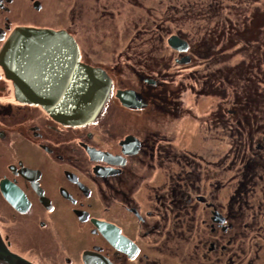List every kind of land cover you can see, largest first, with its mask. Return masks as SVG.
<instances>
[{
	"label": "flooded vegetation",
	"instance_id": "obj_1",
	"mask_svg": "<svg viewBox=\"0 0 264 264\" xmlns=\"http://www.w3.org/2000/svg\"><path fill=\"white\" fill-rule=\"evenodd\" d=\"M28 1L0 0V49L17 27L64 30L81 62L107 72L112 90L94 122L66 125L18 102L0 67V92L11 84L13 99L0 96V264H264V123L243 104L228 110L235 126L223 127L231 140L224 151L203 145L205 136L194 146L193 133L180 149L158 123L182 111L178 92L196 65L191 41L142 27L136 36L168 35V46L176 36L185 49L172 47L177 54L166 59L150 48L135 57L126 47L114 64L94 62L75 30L39 23L35 12L45 4ZM97 44L90 33V47ZM178 62L186 72L172 69ZM119 90L138 95L121 98ZM155 116L153 128L143 122Z\"/></svg>",
	"mask_w": 264,
	"mask_h": 264
},
{
	"label": "rangeland",
	"instance_id": "obj_2",
	"mask_svg": "<svg viewBox=\"0 0 264 264\" xmlns=\"http://www.w3.org/2000/svg\"><path fill=\"white\" fill-rule=\"evenodd\" d=\"M20 1L30 4L28 0ZM41 1L45 7L39 12L35 10L38 22L54 28L71 27L86 49L85 56L89 54L94 62L102 60L114 64L112 58H117L116 54L126 47L135 57L141 48L155 50L166 59L170 53L176 56L177 52H172V46L166 43L168 35L163 33L164 42L157 41L151 32L136 36L142 27L161 34L172 29L191 41L196 65L192 79L183 77L188 88L183 86L178 92L182 111L176 118L158 116L162 118L158 123H163L162 128L166 127L175 136L174 143L180 149L189 145L188 138L193 133L194 146L195 141L199 144L195 137L202 141L201 136H205L203 145L226 150L231 140L223 127L235 126L230 124L234 117L227 112L239 110L242 104L245 105L241 109L243 113L257 116V124L264 123V0ZM210 3L212 8H207ZM168 5L176 7L175 13L165 11ZM10 19L15 24L20 16L12 13ZM90 33L98 41L94 47H90ZM180 39L174 42L176 46L181 44ZM205 47L211 48L209 55H203ZM114 49L116 52L111 56ZM195 49L199 53H195ZM224 49L225 53L220 54ZM176 64L173 70L186 68L184 63ZM180 80L178 77L175 81ZM177 86L171 84L173 89ZM202 87H206L204 92H200ZM0 96L9 98L2 99L3 102L13 100L11 84L5 86ZM224 112L227 115L223 116ZM154 118L156 116L143 118V122L153 128ZM198 149L200 152L208 150L203 146ZM223 174L226 177L230 172Z\"/></svg>",
	"mask_w": 264,
	"mask_h": 264
},
{
	"label": "water",
	"instance_id": "obj_3",
	"mask_svg": "<svg viewBox=\"0 0 264 264\" xmlns=\"http://www.w3.org/2000/svg\"><path fill=\"white\" fill-rule=\"evenodd\" d=\"M174 37L169 39V44L184 50L185 46H176ZM72 39L64 30L17 27L0 49V66L5 77L12 81L17 101L39 105L54 119L80 126L94 121L103 111L112 81L102 68L79 60ZM56 53L60 60L54 63L47 59ZM116 95L136 97L138 94L119 90ZM120 100L128 105L127 99Z\"/></svg>",
	"mask_w": 264,
	"mask_h": 264
},
{
	"label": "bare ground",
	"instance_id": "obj_4",
	"mask_svg": "<svg viewBox=\"0 0 264 264\" xmlns=\"http://www.w3.org/2000/svg\"><path fill=\"white\" fill-rule=\"evenodd\" d=\"M56 31H59V30H56ZM7 41V40H6ZM45 48V47H44ZM42 52V49H40V51H39V53H41ZM55 59H58L57 57H53V58H51V59H48V60H51L52 62H56V60ZM100 68V67H99ZM104 70V69H103ZM105 71V70H104ZM106 72V71H105ZM13 261V260H12Z\"/></svg>",
	"mask_w": 264,
	"mask_h": 264
},
{
	"label": "clouds",
	"instance_id": "obj_5",
	"mask_svg": "<svg viewBox=\"0 0 264 264\" xmlns=\"http://www.w3.org/2000/svg\"><path fill=\"white\" fill-rule=\"evenodd\" d=\"M71 37H72V36H71ZM72 38H73V37H72ZM72 40L74 41V38H73ZM74 42H75V41H74ZM76 47H77V46H76ZM175 49H176V48H175ZM177 50H178V49H177ZM181 51H183V50H181ZM0 67H1V66H0ZM3 72H4V71H3ZM106 73H107V72H106ZM4 77H5V75H4ZM109 77H110V76H109ZM5 78H6V77H5ZM6 79H8V78H6ZM9 80H10V79H9ZM111 81H112V79H111ZM11 82H12V81H11ZM111 90H112V88H111ZM110 94H111V92H110ZM13 95H14V92H13ZM107 101H108V100H107ZM18 102H19V101H18ZM20 103H21V102H20ZM105 104H106V103H105ZM104 107H105V105H104ZM100 114H101V113H100ZM100 114H99V115H100ZM96 119H97V118H96ZM96 119H95V120H96ZM95 120H94V121H95ZM94 121H93V122H94Z\"/></svg>",
	"mask_w": 264,
	"mask_h": 264
}]
</instances>
